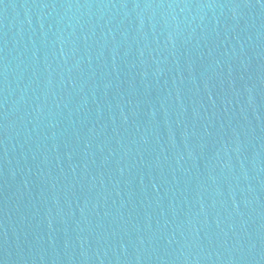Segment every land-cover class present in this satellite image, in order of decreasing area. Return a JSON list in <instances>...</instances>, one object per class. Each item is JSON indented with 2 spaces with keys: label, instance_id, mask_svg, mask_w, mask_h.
<instances>
[{
  "label": "water",
  "instance_id": "obj_1",
  "mask_svg": "<svg viewBox=\"0 0 264 264\" xmlns=\"http://www.w3.org/2000/svg\"><path fill=\"white\" fill-rule=\"evenodd\" d=\"M167 0H0V264H34Z\"/></svg>",
  "mask_w": 264,
  "mask_h": 264
}]
</instances>
